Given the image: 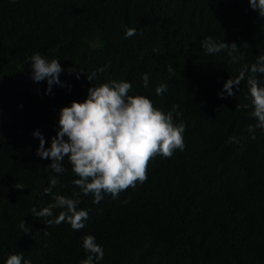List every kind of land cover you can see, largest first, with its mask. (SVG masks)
I'll list each match as a JSON object with an SVG mask.
<instances>
[{
  "label": "trees",
  "instance_id": "16d2710c",
  "mask_svg": "<svg viewBox=\"0 0 264 264\" xmlns=\"http://www.w3.org/2000/svg\"><path fill=\"white\" fill-rule=\"evenodd\" d=\"M175 18L185 36L171 30ZM127 28L136 34L126 38ZM208 36L235 42L233 55L242 58L233 61L230 49L207 54L201 42ZM37 52L60 61L64 86L49 93L47 80L32 79L29 57ZM261 54L264 17L249 0H0V264L11 254L31 264H79L89 234L104 250L94 264H264V130L256 128L255 139L248 131L256 124L246 99L250 73L235 95H219ZM113 79L172 111L174 123L185 125L186 147L157 155L146 182L97 204L91 194L73 197L71 188L80 190L68 158L64 172L51 170L33 133L39 129L50 147L60 109ZM257 79L264 86V74ZM160 84L167 85L163 95L155 92ZM52 177L59 181L53 193L88 211L84 228L48 226L52 217L31 213L53 202L44 192Z\"/></svg>",
  "mask_w": 264,
  "mask_h": 264
},
{
  "label": "clouds",
  "instance_id": "9594fccd",
  "mask_svg": "<svg viewBox=\"0 0 264 264\" xmlns=\"http://www.w3.org/2000/svg\"><path fill=\"white\" fill-rule=\"evenodd\" d=\"M249 3L253 10H257L259 15L264 17V0H249ZM171 30L185 36V31L177 18ZM135 34V28H127L125 31L126 38ZM183 45L184 43L178 48ZM201 45L207 54L230 49L228 55L233 61L242 58L233 55L238 49L235 42L218 43L208 36L202 40ZM29 61L33 69L32 79L35 82L47 80L49 93L54 84L64 86L60 80L63 68L58 59L48 60L37 52L29 57ZM168 71H173L171 65ZM72 72H76L79 79V72L70 68L69 73ZM246 73H250L246 81L248 88L246 99H250L253 108L251 116L256 120L255 125L248 126V131L252 134L251 138L255 139V129L264 130V86H261L257 79V74H264V54L257 57L250 69L248 65H244L238 76L229 78L224 84V91L219 95L223 97L225 91L228 96L235 95L234 86L238 91ZM95 75L94 72L87 76L92 81ZM142 79L144 87H147L148 74L144 73ZM166 90L167 85L160 84L155 92L157 95H163ZM131 91L130 82L116 79L90 87L85 100L82 102L73 100L70 106L60 109L59 130L56 136L52 137L50 147H45L46 141L41 131L39 129L34 131V137L40 141L37 155L52 161L47 167L56 173H62L65 171L64 159L68 158L73 173L78 177L73 183L80 190L76 193V190L71 188L69 192L73 197L81 193L85 196L91 194L94 196L93 202L97 204L103 199L104 194H110L115 199L129 187L135 188L137 183L146 182L151 159L157 155L170 158L176 150L184 151L186 147L183 137L184 123H174L172 111L165 113L156 107L149 97L142 94L132 95ZM2 97L3 92L0 88V102ZM178 107L174 106L173 111ZM229 140L238 142L235 136ZM58 183L59 181L52 177L50 186L44 189L45 194L50 195L53 202L40 209L33 207L31 213L39 218L52 217L46 220L48 226L66 221L73 230L78 231L85 227L88 211L78 210V199L53 193V188ZM14 186L17 189L24 188L20 184ZM54 209L62 210L54 216ZM26 225L25 220L20 222V228L25 232L28 230ZM82 247L88 255L79 264H94V260H104V250L93 235L84 236ZM22 262L31 264L30 261L24 260L22 254H11L6 264Z\"/></svg>",
  "mask_w": 264,
  "mask_h": 264
}]
</instances>
